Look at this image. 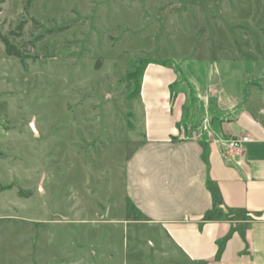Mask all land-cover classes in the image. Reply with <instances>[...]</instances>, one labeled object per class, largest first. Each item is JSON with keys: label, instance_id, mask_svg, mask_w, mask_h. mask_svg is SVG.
Returning a JSON list of instances; mask_svg holds the SVG:
<instances>
[{"label": "rangeland", "instance_id": "obj_1", "mask_svg": "<svg viewBox=\"0 0 264 264\" xmlns=\"http://www.w3.org/2000/svg\"><path fill=\"white\" fill-rule=\"evenodd\" d=\"M1 36L0 264H196L124 195L139 75L217 69L263 101L264 0H0Z\"/></svg>", "mask_w": 264, "mask_h": 264}, {"label": "crops", "instance_id": "obj_2", "mask_svg": "<svg viewBox=\"0 0 264 264\" xmlns=\"http://www.w3.org/2000/svg\"><path fill=\"white\" fill-rule=\"evenodd\" d=\"M187 76L145 66L142 138L124 163V195L190 262L264 264L263 87H224L217 69L204 82ZM243 134L251 140L228 150Z\"/></svg>", "mask_w": 264, "mask_h": 264}, {"label": "built area", "instance_id": "obj_3", "mask_svg": "<svg viewBox=\"0 0 264 264\" xmlns=\"http://www.w3.org/2000/svg\"><path fill=\"white\" fill-rule=\"evenodd\" d=\"M251 140V137L249 134H243L236 137H231L227 139L226 145L228 150H234L239 149L243 143L248 142Z\"/></svg>", "mask_w": 264, "mask_h": 264}, {"label": "trees", "instance_id": "obj_4", "mask_svg": "<svg viewBox=\"0 0 264 264\" xmlns=\"http://www.w3.org/2000/svg\"><path fill=\"white\" fill-rule=\"evenodd\" d=\"M21 28H22V25L20 27H18L17 30H20ZM0 38H1V42H3V44L5 45V51L7 54L18 55V52L15 49V47L9 43V41L6 37L1 36ZM150 62H155V61H149L148 59H146V61L144 62L143 66L141 68L140 75H139V83H140V78H141V75H142V72H143L145 66ZM138 89H139V85H138Z\"/></svg>", "mask_w": 264, "mask_h": 264}, {"label": "water", "instance_id": "obj_5", "mask_svg": "<svg viewBox=\"0 0 264 264\" xmlns=\"http://www.w3.org/2000/svg\"><path fill=\"white\" fill-rule=\"evenodd\" d=\"M31 126H32V124H31Z\"/></svg>", "mask_w": 264, "mask_h": 264}]
</instances>
